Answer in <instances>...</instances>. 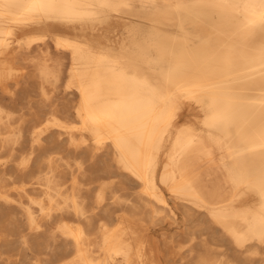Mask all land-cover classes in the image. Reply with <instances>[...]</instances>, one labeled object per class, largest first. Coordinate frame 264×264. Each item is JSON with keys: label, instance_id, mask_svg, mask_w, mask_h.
<instances>
[{"label": "bare ground", "instance_id": "1", "mask_svg": "<svg viewBox=\"0 0 264 264\" xmlns=\"http://www.w3.org/2000/svg\"><path fill=\"white\" fill-rule=\"evenodd\" d=\"M164 221L264 264V0H0V264H158Z\"/></svg>", "mask_w": 264, "mask_h": 264}, {"label": "rangeland", "instance_id": "2", "mask_svg": "<svg viewBox=\"0 0 264 264\" xmlns=\"http://www.w3.org/2000/svg\"><path fill=\"white\" fill-rule=\"evenodd\" d=\"M31 85L35 87L37 85V83H31ZM30 94L33 96V91H31ZM39 111L45 112V111H47V109H41ZM196 115H197V111L193 107L189 111H186L184 113V115L182 116V120H187L189 118L190 119H194ZM179 225L180 224H176V223L170 224L168 221H164L162 223H157L154 226H152V225L150 226V227L153 228L152 232H153V236H154V245H155V249H156V257H157L158 264H165V257H164L165 252H164V249H162L163 248V239L161 238L162 237L161 236L162 232H164V233H172V232H174L175 230L178 229ZM24 255H25L24 252L19 254V256H21V258ZM28 255H31V254H28ZM14 257L15 256H13V258ZM19 261L17 260V262H15V263L16 264H22L23 263L22 260H19Z\"/></svg>", "mask_w": 264, "mask_h": 264}]
</instances>
